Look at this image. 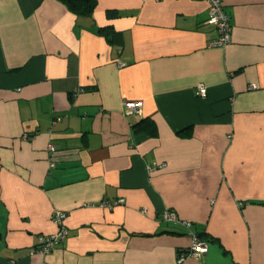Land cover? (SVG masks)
<instances>
[{
	"label": "crops",
	"instance_id": "obj_1",
	"mask_svg": "<svg viewBox=\"0 0 264 264\" xmlns=\"http://www.w3.org/2000/svg\"><path fill=\"white\" fill-rule=\"evenodd\" d=\"M97 1L0 0V264H264V0Z\"/></svg>",
	"mask_w": 264,
	"mask_h": 264
},
{
	"label": "built area",
	"instance_id": "obj_2",
	"mask_svg": "<svg viewBox=\"0 0 264 264\" xmlns=\"http://www.w3.org/2000/svg\"><path fill=\"white\" fill-rule=\"evenodd\" d=\"M208 6L209 19L207 24L214 27L218 32V38L211 41L208 45L210 48H225L232 41V24L231 18L224 10V0H202ZM206 88L203 85L198 86L196 95L200 98L206 97ZM129 114H142V103L128 102L126 103ZM125 204L124 200H118L114 203H102L101 207L113 210L117 205ZM242 206V205H241ZM67 214L56 212L53 215V222L57 226V231L51 235H41L38 237L39 249L37 250L42 255L50 254L57 246L62 244L68 236V229L65 226ZM163 220L168 223L178 224L181 221L175 213H166L163 215ZM187 228L191 227L190 222H182ZM207 244L197 236H192V243L188 250L180 252L177 264H183L189 259H201L207 254Z\"/></svg>",
	"mask_w": 264,
	"mask_h": 264
},
{
	"label": "trees",
	"instance_id": "obj_3",
	"mask_svg": "<svg viewBox=\"0 0 264 264\" xmlns=\"http://www.w3.org/2000/svg\"><path fill=\"white\" fill-rule=\"evenodd\" d=\"M77 17H91L97 8V0H56ZM110 13L109 16H112ZM104 30H101L103 32Z\"/></svg>",
	"mask_w": 264,
	"mask_h": 264
}]
</instances>
